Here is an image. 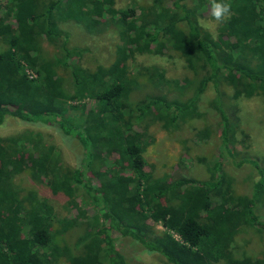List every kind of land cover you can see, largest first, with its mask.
Instances as JSON below:
<instances>
[{
	"label": "trees",
	"instance_id": "1",
	"mask_svg": "<svg viewBox=\"0 0 264 264\" xmlns=\"http://www.w3.org/2000/svg\"><path fill=\"white\" fill-rule=\"evenodd\" d=\"M10 1L0 18V126L9 117L56 125L66 132L65 141L78 137L81 152L78 167L71 169L30 134L0 139V264H59L62 259L127 264L111 243L112 233L137 241L167 264H264V253L256 261L238 260L231 249L242 228L264 234L256 213L264 204V164L238 161L235 149L227 147L236 140L226 111L229 101L264 90V0H229V21L216 37L199 24L211 0H152L139 14L133 7L115 9L114 0ZM65 22L92 32L118 28L121 45L112 65L83 67L88 50L69 45L60 28ZM42 41L54 52L46 55ZM168 51L183 59L193 78L172 85L157 69L128 71L131 54ZM26 68L38 78H29ZM142 79L154 88L172 85L180 95L190 91V96L169 99L149 92ZM209 87L222 120L221 149L235 166L246 163L257 172L247 194L235 192L233 178L218 162L206 180L155 178L143 158V121L150 117L171 128L197 117V104ZM68 103L78 112L77 124L68 117ZM24 171L32 181L48 178V189L63 192L75 214L60 218L35 192L23 195L13 179ZM80 197L101 218L81 210ZM150 221L164 231L157 232ZM75 229L82 234L74 235L71 245L65 235Z\"/></svg>",
	"mask_w": 264,
	"mask_h": 264
},
{
	"label": "rangeland",
	"instance_id": "2",
	"mask_svg": "<svg viewBox=\"0 0 264 264\" xmlns=\"http://www.w3.org/2000/svg\"><path fill=\"white\" fill-rule=\"evenodd\" d=\"M163 1L168 3L169 0ZM151 3L152 0H114V8L124 10L133 7L139 14V10H148ZM10 5V0H0V18H5ZM102 15L105 18L109 16L108 13H102ZM228 18L223 22H217L211 16V9H209L199 17V24L216 37L219 27L229 21ZM95 20H97L96 17ZM7 21L12 24V18H8ZM60 28L68 34L70 46L88 50L81 60L83 67L94 70L96 67L106 68L112 65L116 57L117 47L121 45L118 28L107 27L105 31L92 32L74 22L62 23ZM40 44L46 55L54 52L51 45L46 44L44 41ZM126 66L128 71L134 74L139 68L160 70L167 81L172 82V85L173 82L194 77L185 67L183 59L171 51L163 55L133 53L127 59ZM26 73L29 78H38V75L29 68H26ZM141 81L144 85H147L149 92L166 95L169 99L185 100L190 96V91L185 95H180L172 85L171 87L163 85L154 88L150 84H146L145 80L142 79ZM213 96L214 92L209 87L197 104L198 116L178 122L176 126L171 128H166L157 119L146 118L143 121V126L145 125L146 129L144 140L147 144L144 146L143 158L147 166L152 169L155 178L186 177L206 180L210 176L211 166L218 162L223 170L233 178L235 192L237 194H247L250 191L252 182L258 178L257 172L246 163H238L235 166L232 164L231 159L227 157L226 152L221 149L222 120L219 110L213 106ZM72 104L74 103H68L65 107L70 111L68 112L69 119L77 124L78 112L71 109ZM226 105L228 106L226 111L230 122L235 128L236 140L233 145L228 144L227 147L235 149L238 154V157L236 156L238 161L241 158H250L263 165L264 90L249 99L241 98L237 101H229ZM69 106L71 107L69 108ZM92 106V103L87 105L88 108ZM3 125L0 126V139L30 134L32 138L41 140L40 142L45 147L51 149V154L58 160L60 165L71 169L78 167L81 147L77 136L74 139H69V143L63 138V134H66V132L59 130L56 125H44L40 122L26 123L11 117ZM13 181L22 190L23 195H30L31 192H35L39 199H45L47 206L52 209L55 216L65 218L75 214V211L71 212L68 209L67 198L63 192L53 193L48 189V178L43 177L39 181H32L30 172L24 171L14 177ZM91 183L98 186L99 181L97 178H93ZM82 198L77 199L78 207L85 211L89 217L96 214L101 218V213L92 207L89 200ZM256 213L259 219L264 221V204L257 208ZM149 223L157 232L164 231L160 224L153 226L151 221ZM81 234V229H75L71 235H65V240L72 245L74 235L77 237ZM110 238L111 243L124 256L127 264H167L166 260L159 254L148 252L137 241L129 237H121L118 233H112ZM231 249L234 258L238 260L248 258L256 261L262 259L264 234H260L253 229L242 228L236 235ZM59 264H66V260L62 259Z\"/></svg>",
	"mask_w": 264,
	"mask_h": 264
},
{
	"label": "clouds",
	"instance_id": "3",
	"mask_svg": "<svg viewBox=\"0 0 264 264\" xmlns=\"http://www.w3.org/2000/svg\"><path fill=\"white\" fill-rule=\"evenodd\" d=\"M232 5L229 0H211V16L217 22H223L230 17Z\"/></svg>",
	"mask_w": 264,
	"mask_h": 264
}]
</instances>
